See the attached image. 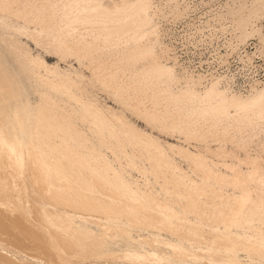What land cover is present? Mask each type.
Here are the masks:
<instances>
[{"label":"bare ground","instance_id":"bare-ground-1","mask_svg":"<svg viewBox=\"0 0 264 264\" xmlns=\"http://www.w3.org/2000/svg\"><path fill=\"white\" fill-rule=\"evenodd\" d=\"M31 1L0 0V46L29 80L0 104V264H264V158L252 147L264 151V77L245 72L241 88L231 64L205 71L230 81L177 70L160 19L185 14L190 0ZM212 19L228 22L227 49L250 64L235 59L241 69L258 70L247 48L256 39L264 54V0H234ZM20 37L90 75L50 65ZM89 87L181 144L101 105ZM30 88L43 90L39 102Z\"/></svg>","mask_w":264,"mask_h":264},{"label":"rangeland","instance_id":"rangeland-1","mask_svg":"<svg viewBox=\"0 0 264 264\" xmlns=\"http://www.w3.org/2000/svg\"><path fill=\"white\" fill-rule=\"evenodd\" d=\"M162 1H163L162 3L165 4V1L167 0H162ZM31 2L36 3L35 0H32ZM108 3L109 1H107V4ZM233 3L234 0H190L189 5L191 8L187 12H185V14L180 16L170 14L160 19V27L162 34L164 35V36L162 35L161 40L164 43H166L168 47L172 49V53H175V55L178 57L179 62L182 65L177 67V70L179 72H181L183 69H186L191 73L195 72L194 74H198V73L204 74L208 78H210L212 75H215V78H220L221 81H225V80L230 81V77H226L225 79L224 76L222 75H218L213 72L205 73V71L208 69L211 70L219 67L227 68L228 65L232 64L231 62H236V61H240L243 66L250 65L243 63L241 60H239L240 58L237 52L232 53V51L227 49L226 42L228 39L231 38V34L229 32L231 30L229 28L228 30L226 29V27L229 26L228 22L212 19V16L215 13L223 11L228 4L232 5ZM209 20H210L209 23L212 24V30L214 32V37L212 38L211 41L210 39L206 38V35L209 33V27L207 26L208 25L207 21ZM20 40L27 43L29 49L34 55L40 54L43 57H45V59L48 61L50 65L58 64L62 69H70V66L73 65L76 68H81L86 75H90L89 70L80 67L79 63L73 57H67L64 58V60H62L60 55L56 53L54 54V52L52 51H48L42 48L41 46L35 45L34 42L28 40L27 38L20 37ZM255 40L256 39L250 40L247 50L252 54H256L254 58L255 61L254 65H257V68L258 67L262 68L264 67V54L260 56L257 53V48H256L257 40L256 41ZM0 43L3 44L1 41ZM1 47H3V45L0 46V72H1L0 81L6 85L9 84V89H10L9 92L3 91L2 97L0 95V104L2 106H5L6 105V102L4 101L5 99L7 101H11L10 99L12 97V93L10 95L11 90L13 91L14 89V91H17L18 89L20 90V92L22 91L18 81H20L25 77L23 80L29 87V80L28 78H26V76H24L25 74H23L21 68L19 67L18 62H16L12 54H10L5 49V47H3L4 49ZM108 51H111V56H109V59L112 61H116L120 57L121 47L112 45L108 50H105V52ZM227 53L230 54L229 56L231 58L230 63L229 61L223 62L222 59L220 58V55H226ZM241 54L244 55L243 52ZM11 59H13V61ZM140 66L142 65L138 64L137 66L135 67L133 66L132 68H139ZM13 74L14 75L16 74V76H13ZM3 76L5 77V79ZM221 81L220 83L223 84ZM15 82L16 84H14ZM255 85H253L252 87H255ZM10 86L12 88H10ZM29 91L31 92L32 101L35 100L39 102L40 94L43 92V90L39 89L40 92L38 94L33 93V90L31 88L29 89ZM89 91H92L93 94H95V97L97 98V100L101 105L110 106L116 111H123L127 119L131 121V123L145 130V132L151 133L152 135L160 138L164 142H168L169 144L170 143L181 144V142L177 141L179 140L178 139L179 135L177 134L173 135L166 132H161L157 128H155L154 125L147 124L144 120L137 117L135 113L123 107V105L117 102L113 97V95L108 93L107 91L102 90L98 87L97 88L89 87ZM6 94L8 96L10 95L11 97L9 96L10 97L9 98L8 96H5ZM62 98L65 99V97ZM183 139L184 138H182V141ZM210 144H211V148L213 149L218 147V145L212 143L211 141ZM182 145L189 146L186 143H182ZM189 147L194 151L197 149H200L202 151L206 148V144L197 143L193 141L191 142ZM229 147L233 148L231 145H229ZM252 147L253 149H256L260 155H263L262 157L264 158V151L261 146L253 145ZM234 150L240 156L242 157L245 156L244 151L238 149H234ZM177 160L180 162L181 166L187 172L193 174L189 169L188 163L186 161H184L179 157H177ZM133 175L135 177L139 176L137 172H133ZM193 176L195 177V175ZM144 234L146 236L147 232H144ZM164 235L166 234L164 233ZM241 256L244 257L245 255L241 254ZM94 263L95 262L93 263L91 262V264ZM103 264L106 263L104 262ZM110 264H114V262H111Z\"/></svg>","mask_w":264,"mask_h":264},{"label":"built area","instance_id":"built-area-1","mask_svg":"<svg viewBox=\"0 0 264 264\" xmlns=\"http://www.w3.org/2000/svg\"><path fill=\"white\" fill-rule=\"evenodd\" d=\"M242 65L237 64L236 62H232L231 64V73L236 75V86L244 88L245 85H247L249 82L247 80V77L245 76V72L248 73L251 77H254L256 79H262L264 77V67L259 68L258 70H248L244 71L243 68L241 69ZM224 70V69H220ZM247 80V81H246Z\"/></svg>","mask_w":264,"mask_h":264}]
</instances>
